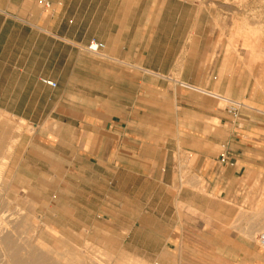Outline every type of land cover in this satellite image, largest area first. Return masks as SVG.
Wrapping results in <instances>:
<instances>
[{
    "label": "rangeland",
    "instance_id": "374dc122",
    "mask_svg": "<svg viewBox=\"0 0 264 264\" xmlns=\"http://www.w3.org/2000/svg\"><path fill=\"white\" fill-rule=\"evenodd\" d=\"M36 1L0 0V6L30 15L36 8L39 13L44 11ZM83 1L88 3L91 21L76 27L81 32L90 28L93 33L107 31L97 12L133 3L134 23L127 26L134 28V33H124L122 43L135 55L108 56V51L117 47L111 45L96 57L88 55L86 66L77 56V47L81 51L85 43L67 46L72 51L69 67L43 65L40 55L35 72L59 79L57 88L42 92L38 114L46 115L52 102L59 100L73 118L24 120L19 116L29 114L34 105L15 102L20 89L0 88V211L6 218L7 234L22 256L36 250L54 264H132L126 243L133 237L134 221L135 226L141 224L142 216L136 211L142 209L146 195H80V168L69 166L84 155L79 150V107L89 83L94 82L92 76L100 74L93 66L95 59H110L120 67L135 66L133 73L120 72V89L127 87L130 77L135 85L139 83L144 71L137 67L142 64L152 68L148 72L151 79L202 85L197 89L208 96L200 100L207 110L213 106L215 118L163 121L168 131L184 133L168 135L167 144L203 151L214 144L217 153L230 127L264 131V0H82L81 4L71 0L68 16L74 21ZM146 29L147 38L143 39ZM7 33V49L13 47L14 52L59 47L52 39H34L26 28L19 34L18 26L10 31L8 24ZM158 68L160 71L154 70ZM95 81L100 87L115 84L104 83L100 77ZM26 90L32 99L34 90ZM63 123L70 128L63 129ZM142 138L153 144L162 137ZM261 138L255 149L264 161V135ZM118 176L122 180L124 173L120 171ZM216 208L230 210L232 243L236 242L232 252H241V243L264 233V195H226L216 202ZM232 255L231 264H237L239 253Z\"/></svg>",
    "mask_w": 264,
    "mask_h": 264
},
{
    "label": "crops",
    "instance_id": "0c3cea01",
    "mask_svg": "<svg viewBox=\"0 0 264 264\" xmlns=\"http://www.w3.org/2000/svg\"><path fill=\"white\" fill-rule=\"evenodd\" d=\"M49 2V8L41 6L43 12L39 13L36 8L30 15L23 14L22 9L11 12L6 6H0V88L20 89L15 102L34 105L29 114L19 116L24 120L73 118L66 114L70 110L60 106L59 100L52 102V110L46 115L38 114L36 106L41 102L42 92L57 88L59 79L35 72L40 55L43 65L69 67L72 51L67 46L86 45L92 39L104 44L102 51L105 47L117 46L114 51H108V56L135 55L122 43L124 33H134V28L127 26L134 23L133 3L97 12L107 31L93 33L90 28L85 27L81 32L79 26L76 27V24L91 21L87 1H83L76 21L68 16L71 0ZM37 3L38 0L36 6ZM8 24L10 31L18 26L20 34L26 28L34 39L41 36V39H52L59 42V47H48L45 51L31 48L27 53H23L22 48L18 52H14L13 47L8 50ZM145 34L147 36V29L143 31V39L147 38ZM77 50L84 65L88 55H97L85 49L80 51L79 47ZM95 61L93 66L100 69V74L92 76L94 82L89 83L79 107L82 110L79 150L84 155L69 166L80 168V195H146L142 209L136 211L137 216H142L141 224L135 226L134 221L133 237L126 243L128 262L231 264L232 254L239 253L237 264H264V246L258 244V235L256 240L241 243V252H232L236 242L232 243L230 210L216 208V202L226 195H264V161L255 149L262 143L264 131L230 127L217 153L214 144L205 151L183 144L168 147V135L184 133L179 129L168 131L163 121L215 118L213 106L207 110L200 100L201 96H208L197 89L203 86L190 81L172 84L151 79L148 72H152V68L142 64L137 67L144 71L139 83L135 85L130 77L127 87L120 89V72L133 73L135 66L120 67L110 59ZM154 70L160 71L159 68ZM97 76L104 79V83L108 80L115 83L114 86H98ZM41 79L54 81L56 86H48ZM28 88L34 90L30 100L26 96ZM53 112L57 115L53 116ZM65 125L63 123V129L70 128ZM150 136L162 138L153 144L148 138H142ZM64 137L65 134L63 141L67 142ZM36 143H39L38 136ZM145 152L160 155L156 158ZM120 171L124 173L122 180L118 176ZM152 200L158 202L152 203Z\"/></svg>",
    "mask_w": 264,
    "mask_h": 264
},
{
    "label": "bare ground",
    "instance_id": "6f19581e",
    "mask_svg": "<svg viewBox=\"0 0 264 264\" xmlns=\"http://www.w3.org/2000/svg\"><path fill=\"white\" fill-rule=\"evenodd\" d=\"M7 229L5 215L0 211V264H5V262L7 264H54L51 263L50 259L46 258L44 254L36 250L30 251L26 249L28 252L25 254V256H22V253H20L21 250L12 243L10 238L11 235L7 234Z\"/></svg>",
    "mask_w": 264,
    "mask_h": 264
},
{
    "label": "built area",
    "instance_id": "2783aa9c",
    "mask_svg": "<svg viewBox=\"0 0 264 264\" xmlns=\"http://www.w3.org/2000/svg\"><path fill=\"white\" fill-rule=\"evenodd\" d=\"M38 3L44 7V8H49L50 7V2L49 0H38ZM104 49V44L102 42L96 41V40H90L86 45H85V50L88 53L91 54H98ZM41 82L51 86L55 87L56 83L54 81L48 80V79H41ZM229 112H231L229 108ZM257 242L259 245L264 246V233H260L257 237Z\"/></svg>",
    "mask_w": 264,
    "mask_h": 264
}]
</instances>
